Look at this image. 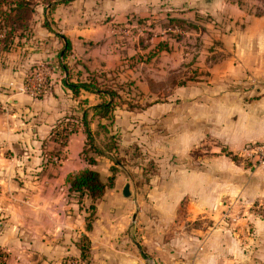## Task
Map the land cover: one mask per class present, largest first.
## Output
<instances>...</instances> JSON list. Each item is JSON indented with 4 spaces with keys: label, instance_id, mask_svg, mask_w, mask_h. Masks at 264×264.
<instances>
[{
    "label": "crops",
    "instance_id": "obj_1",
    "mask_svg": "<svg viewBox=\"0 0 264 264\" xmlns=\"http://www.w3.org/2000/svg\"><path fill=\"white\" fill-rule=\"evenodd\" d=\"M78 4L93 10L78 11ZM149 13L167 19L163 29L173 35L183 30L167 26L170 18L206 22V39L221 34L216 48L221 58H214L210 75L198 80L201 93L208 99L211 85L217 84L220 99L240 105L234 111L225 108L217 130L223 151L202 157L197 170L175 171L165 186L153 188L152 225L146 226L145 205L134 201L121 168L114 186L96 202L88 230L92 200L72 192L70 178L94 169L107 182L115 164L98 154H92L93 165L86 160L83 117L87 111L102 145L94 110L102 98L86 91L75 97L66 82L84 80L89 71L111 72L129 81L118 76V66L121 71L128 67L122 57L114 62L93 47L103 36L118 46L130 15L135 18L128 22L133 23ZM29 27L11 48L0 50V249L8 255L7 264H147L149 259L153 264H255L264 251V219L252 206L264 200V164L251 165L239 154L243 157L244 148L264 143V0H74L37 6ZM213 49H207L204 65ZM36 66L49 69L52 79L48 91L37 97L24 87ZM246 84L255 95L242 90ZM171 98L176 100L173 94ZM151 109L118 108L112 124L101 121L106 126L102 130L116 133L120 121ZM68 123L74 131L62 144L58 133ZM126 185L129 196L124 195ZM237 211L247 217L235 224L228 218ZM84 238L90 244L86 259ZM149 242L153 247L148 253L144 247ZM250 244L259 247L254 257L245 253Z\"/></svg>",
    "mask_w": 264,
    "mask_h": 264
},
{
    "label": "rangeland",
    "instance_id": "obj_2",
    "mask_svg": "<svg viewBox=\"0 0 264 264\" xmlns=\"http://www.w3.org/2000/svg\"><path fill=\"white\" fill-rule=\"evenodd\" d=\"M247 5L249 7L248 2ZM76 8L78 11L93 10L91 7L85 9L81 4ZM157 15L149 13L144 21L135 20L136 22L133 23L128 22L131 18H135L130 15L125 23L128 26L124 27L127 31L126 36H122L123 41L119 38L118 46L114 45L113 38L103 36L93 47L97 52L100 51L103 57H110L114 62L123 58V63L128 67L122 66L121 71L118 66V69L116 68L118 76L132 81L134 94L137 97L142 95L141 103L146 105L145 108H153L132 116L130 120L120 121L121 126L116 133H104V130L100 129L101 135L99 134L98 137L102 144L108 143L105 148H111L112 159L121 161L122 165L116 170L123 168L126 174L125 181L130 184L134 201L139 199L144 203L146 226L152 225L151 223L155 221L152 211L153 188L162 184L165 186L175 171L197 170L202 157L211 156L217 150L223 151L217 144V130L223 124L225 108L234 111V109L238 110L240 105L238 101L225 102L220 99L217 84L211 85L214 90L208 99L206 94L201 93V83L198 80L210 75V64H213L214 58H221L216 50L221 44V34L206 39L203 30L206 22L198 21L193 30L184 29L180 31L181 35H173L163 29L167 19L164 20ZM225 29L228 27L226 26ZM140 30H142L141 34L144 31L145 33L137 38L136 35L140 34ZM188 31L192 32V35L187 36ZM161 43L167 45L157 51L156 48ZM209 48L215 49L209 54L210 63L207 61L204 65L202 59L206 57ZM251 86L246 84L241 85V88L249 94ZM172 94L176 100L171 98ZM189 143H191L190 147ZM241 152L240 157L238 156L241 160L251 165H260L242 157ZM252 207L256 210L254 214L264 219V200L257 201ZM242 214L243 211H237L234 218L228 219H232L237 224L241 218L247 217V214ZM175 223L178 224L177 220ZM252 245L250 244L245 250L250 257H254L259 249V247L255 249V246L252 249ZM152 247V243L149 242L144 248L149 253L152 252ZM259 254L260 257L256 258L255 264H264L262 260L264 251H260ZM152 262L149 259L147 264H153ZM251 262L254 264V260Z\"/></svg>",
    "mask_w": 264,
    "mask_h": 264
},
{
    "label": "trees",
    "instance_id": "obj_3",
    "mask_svg": "<svg viewBox=\"0 0 264 264\" xmlns=\"http://www.w3.org/2000/svg\"><path fill=\"white\" fill-rule=\"evenodd\" d=\"M74 0H0V50H8L14 45L15 37H22L24 33L30 31V21L32 13L37 9V6L51 8L57 3H70ZM170 28H178L180 30L194 29L195 25L185 20L170 18L168 24ZM167 44L161 43L158 48L161 50ZM69 48V44H68ZM66 56V53L63 57ZM61 68L68 73L67 65L62 64ZM66 85L71 89L75 97H78L82 91L96 94L102 98L99 105L94 107L97 111V119L99 128L105 129L106 126L101 123L102 120H107L109 124L114 121V112L118 108H124L128 111H136L145 108L140 102V99L134 94L132 81H122L111 72L89 71L84 80L77 82H66ZM88 112L86 111L83 121L85 132L87 134L88 145L84 150V156L90 165L95 163L92 154H98L112 159L113 153L111 148L106 149L108 143L99 144L96 141L94 132L91 128V122L87 119ZM74 131L70 123L59 131V138L62 144H65L69 135ZM114 136V135H112ZM117 142V140H115ZM113 160V159H112ZM115 166L112 167V176L104 182L100 174L94 169H86L80 174L70 178L71 191L80 196L87 195L92 204L89 207V216L87 217V229H92V223L96 212V202L100 200L107 188L114 186L116 168L122 165L119 159L113 160ZM117 166V167H116ZM90 244L87 238H84L82 245V253L84 259L87 258ZM7 253L0 249V264H7Z\"/></svg>",
    "mask_w": 264,
    "mask_h": 264
},
{
    "label": "built area",
    "instance_id": "obj_4",
    "mask_svg": "<svg viewBox=\"0 0 264 264\" xmlns=\"http://www.w3.org/2000/svg\"><path fill=\"white\" fill-rule=\"evenodd\" d=\"M51 74L49 69L43 66H36L32 72L27 75L25 82V90L33 96H42L51 85ZM243 157L255 164H264V143H254L244 148ZM55 162H59L58 157H53Z\"/></svg>",
    "mask_w": 264,
    "mask_h": 264
},
{
    "label": "water",
    "instance_id": "obj_5",
    "mask_svg": "<svg viewBox=\"0 0 264 264\" xmlns=\"http://www.w3.org/2000/svg\"><path fill=\"white\" fill-rule=\"evenodd\" d=\"M129 194H130L129 185H126L124 189V195L129 196Z\"/></svg>",
    "mask_w": 264,
    "mask_h": 264
}]
</instances>
